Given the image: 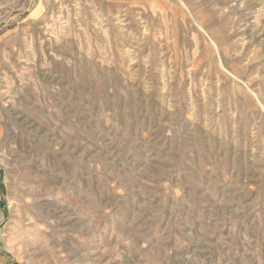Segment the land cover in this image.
<instances>
[{"label": "rangeland", "instance_id": "obj_1", "mask_svg": "<svg viewBox=\"0 0 264 264\" xmlns=\"http://www.w3.org/2000/svg\"><path fill=\"white\" fill-rule=\"evenodd\" d=\"M0 264H264V0H0Z\"/></svg>", "mask_w": 264, "mask_h": 264}]
</instances>
